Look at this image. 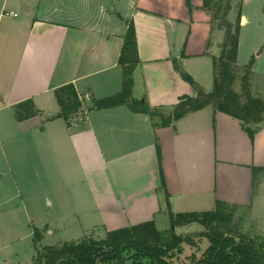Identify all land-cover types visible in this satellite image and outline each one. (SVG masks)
Masks as SVG:
<instances>
[{
	"label": "crops",
	"instance_id": "1",
	"mask_svg": "<svg viewBox=\"0 0 264 264\" xmlns=\"http://www.w3.org/2000/svg\"><path fill=\"white\" fill-rule=\"evenodd\" d=\"M252 1L242 5L240 66L247 65L240 61L241 36ZM128 2L122 23L134 21L141 60L134 98L169 115L182 96L197 95V87L212 91L225 31L215 27L204 0H192V14L186 0ZM64 5L46 9L50 16L28 9L20 18L0 17V219L25 210V196L35 190L72 199L77 217L61 218L69 234L61 231L67 238L60 244L151 220L159 225L169 207L203 212L220 200L252 213L257 201L263 213L264 125L251 136L239 119L212 106L168 126L127 104L90 109L94 100L122 90L119 58L128 24H95ZM176 60L197 85L183 79ZM71 83L81 98L90 96L81 123L74 122L80 114L69 121L59 116L55 90ZM28 99L39 113L20 120L16 105Z\"/></svg>",
	"mask_w": 264,
	"mask_h": 264
},
{
	"label": "trees",
	"instance_id": "2",
	"mask_svg": "<svg viewBox=\"0 0 264 264\" xmlns=\"http://www.w3.org/2000/svg\"><path fill=\"white\" fill-rule=\"evenodd\" d=\"M236 0H204L203 7L212 16L215 27L225 31L220 56L214 57V88L210 92L202 89L197 95H185L173 107L168 116L160 114L159 108H150L146 101L137 100L133 96L135 71L140 64L136 27L133 20L128 22L124 35L119 63L123 68V87L119 93L94 100L90 109H102L127 104L134 112L159 117L163 126L206 106L225 112L242 123L243 128L253 136L264 125V99L253 94L250 76L253 61L245 66L238 64L240 32L242 27V5L234 20L230 14ZM221 21V22H218ZM176 69L184 80L197 85L190 74L184 71L176 60ZM241 76L242 91L235 88ZM61 111L59 116L68 121L71 116L85 113L84 102L74 84H66L55 90ZM32 99L16 105L18 119H27L38 114ZM161 158L160 146H157ZM164 183V180H163ZM165 184V183H164ZM240 206L224 201H217L213 210L203 212L174 213L168 208V215L175 221L192 218L209 227L210 245L203 256L192 264H264V238L258 240L250 237L238 239L228 226L232 223L236 210ZM180 224L172 223L171 230L160 231L154 220L137 225L108 231L101 240L88 238L79 242H65L59 245H48L39 250L34 264H125L128 253L134 252L136 257L143 258L149 264H173L171 260L177 253H182L184 237L175 232ZM43 234L37 230L35 241ZM195 256L192 255V259ZM143 260V261H144ZM136 264V263H134ZM144 264V262L142 263Z\"/></svg>",
	"mask_w": 264,
	"mask_h": 264
},
{
	"label": "rangeland",
	"instance_id": "3",
	"mask_svg": "<svg viewBox=\"0 0 264 264\" xmlns=\"http://www.w3.org/2000/svg\"><path fill=\"white\" fill-rule=\"evenodd\" d=\"M239 2V0L234 2L229 17L231 20L236 17L239 10ZM3 3H5V6ZM56 4L64 5L60 0H0V12L3 10L4 13L14 11L20 18L28 15V9H30L29 15L50 16L51 11L46 9L52 8ZM66 4L68 5L65 8L66 12H69L71 8H79L81 11L86 12L88 15L86 18H89L90 22L103 24V26L106 25L107 27L115 26L118 22H125L122 14L130 9L128 0H68ZM186 5L189 14H192L194 10L192 0H186ZM246 13L248 22L242 31L240 61L246 64L253 61L250 76L251 90L254 95L264 99V0H253L249 7L246 8ZM4 16L8 15L5 14ZM130 21V19L126 20L127 23ZM127 23H122V28ZM186 38L188 39L187 36ZM235 88L239 92L242 91L241 76L236 82ZM162 111L164 110H159L158 112L165 115ZM27 197L31 202L30 206L27 203ZM65 197L69 199L68 195H65ZM63 198L55 192L49 195L35 190L33 195L31 193L25 196V210L14 212L13 217L10 215L8 218L2 217L0 219V222L4 221L0 225V264H32L37 252L36 249L42 251L45 246L60 244L62 240L67 238V236L62 235L64 232L66 235L69 234L67 223L60 222V220L64 216H69V219L76 220L77 216L76 208L70 204L72 199L66 201ZM256 208L257 201L252 213L250 207H239L236 210L232 223L228 226L231 227V231L237 237L239 236L238 239L240 236L258 240L264 238V212H257ZM25 212L29 214L28 218ZM49 222L51 223L49 224ZM177 222L180 224L175 227V232L181 234L185 239L181 244L183 251L182 253H177L169 260L173 264H192L193 261L203 256L204 251L210 245V239L208 238L209 227L192 218H184L183 221H175L174 219L172 221L168 214L156 226L160 231L165 232L170 231L172 223ZM93 229L91 228L88 231ZM37 230L43 232V236L39 241L34 242ZM61 231L64 232L61 233ZM100 234L102 233L100 232ZM103 238L96 237L93 239L101 240ZM86 239L88 238L83 240ZM132 254L135 253H128V259L125 264H142L143 262L144 264H149L143 258L141 259ZM192 255L195 256L194 259H192Z\"/></svg>",
	"mask_w": 264,
	"mask_h": 264
},
{
	"label": "built area",
	"instance_id": "4",
	"mask_svg": "<svg viewBox=\"0 0 264 264\" xmlns=\"http://www.w3.org/2000/svg\"><path fill=\"white\" fill-rule=\"evenodd\" d=\"M5 14H7L8 16H18V14L14 11H10V12H7V13H4V10L0 12V17L4 16ZM86 99H90V96L87 95L85 96V98H82L83 102L86 100ZM86 112L83 113V114H80L78 115L75 119H74V122L76 123H81V122H84V120L86 119Z\"/></svg>",
	"mask_w": 264,
	"mask_h": 264
},
{
	"label": "water",
	"instance_id": "5",
	"mask_svg": "<svg viewBox=\"0 0 264 264\" xmlns=\"http://www.w3.org/2000/svg\"><path fill=\"white\" fill-rule=\"evenodd\" d=\"M197 90H200L199 87H197Z\"/></svg>",
	"mask_w": 264,
	"mask_h": 264
}]
</instances>
